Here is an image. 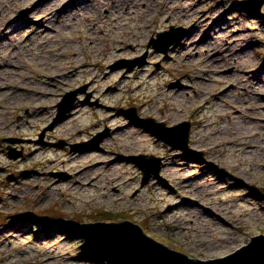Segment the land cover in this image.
<instances>
[{
	"label": "rangeland",
	"instance_id": "374dc122",
	"mask_svg": "<svg viewBox=\"0 0 264 264\" xmlns=\"http://www.w3.org/2000/svg\"><path fill=\"white\" fill-rule=\"evenodd\" d=\"M66 1L72 0L53 5ZM244 1L106 0V7L65 30L51 20L56 32L47 37L39 11L0 0L7 14L27 15L17 41L0 44V86L15 88L6 95L0 89V103L9 105L0 116V264H43L51 256L56 259L47 264H95L84 260V240L71 232L83 223L128 220L199 260L228 256L264 235V91L258 92L264 82V6L258 16L242 7ZM136 15H148L150 27L137 52L85 71L115 38L138 31ZM116 18L123 20L118 31L110 27ZM94 20L106 27H94ZM173 29H184L185 36L168 53L150 45ZM114 50L119 54L121 46ZM12 66L24 75L9 74ZM141 69L140 79L124 80L125 72ZM21 82L47 93L18 92ZM74 91L72 111L56 122L60 104ZM134 108L136 121L129 116ZM149 118L169 127L189 122V146L204 153V161L159 140L142 123ZM232 120L244 128L249 122L252 135L258 134L253 154L228 145ZM139 156L162 160L159 177L143 183L144 172L132 160ZM185 162L194 195L182 189V180L174 181L181 175L172 168ZM173 207L179 209L168 213Z\"/></svg>",
	"mask_w": 264,
	"mask_h": 264
},
{
	"label": "water",
	"instance_id": "95a60500",
	"mask_svg": "<svg viewBox=\"0 0 264 264\" xmlns=\"http://www.w3.org/2000/svg\"><path fill=\"white\" fill-rule=\"evenodd\" d=\"M264 0H245L242 7L251 13L260 16ZM183 31L180 36L175 34ZM185 34L184 29L165 32L159 39H153L150 45L168 53L171 47L178 44ZM145 59V58H144ZM143 59V60H144ZM142 65V64H141ZM78 91L68 93L65 101L60 104V112L56 122L63 119L72 111L77 102ZM136 108L129 110V116L138 120ZM150 130L154 131L159 140L164 141L175 149L187 152L190 156H198L204 161V153L195 152L189 146V122L169 127L152 118L142 121ZM44 137V136H43ZM42 137V138H43ZM144 172L143 183L152 177H159L162 169V160L147 156L132 158ZM76 232L84 240L81 252L84 260L95 264H264V235L254 237L252 241L236 252L217 259L199 260L188 256L184 251L170 247L148 236L141 226L131 222H96L77 224L71 232Z\"/></svg>",
	"mask_w": 264,
	"mask_h": 264
},
{
	"label": "bare ground",
	"instance_id": "6f19581e",
	"mask_svg": "<svg viewBox=\"0 0 264 264\" xmlns=\"http://www.w3.org/2000/svg\"><path fill=\"white\" fill-rule=\"evenodd\" d=\"M12 4H16L21 2V4L19 5H30L32 6V10L33 11H39V15H42L41 21L44 22V24H42V28H43V33L42 36L47 35V37L56 32L55 28L52 27L51 25H49L48 23L55 19L57 21V23L59 24L60 28L62 30H65L68 27H71L73 25H75V23L83 16L92 14L93 12H96L98 10V7H106V0H72V1H66V2H59V5L54 6L53 4L58 2L59 0H11ZM50 4L53 5V9H49ZM1 6H3V10L0 11V44L5 41L7 42L8 39H10V42L15 43L17 40V36L19 35V32L22 28L23 22L26 20L27 15L25 14H20L17 16H14L13 14H15L17 11L15 10H11L9 9V14H7L4 9L8 8V6L4 3L1 2L0 3V10H1ZM130 10V8H126V11L128 12ZM149 12V10H148ZM127 16H130L131 14L128 12L126 14ZM137 17V15H136ZM79 18V19H78ZM139 24L138 26H136V29H138V31L132 33V35H126L125 39L120 40V39H114V44L112 48L106 49L104 51V56L102 58H96V59H91L89 64H85L83 66V69L85 71L88 72H92L93 70H96L98 68H102L104 67V65L106 64V61H108L109 59H118L120 57H126L129 56L135 52H137V49L140 48V43L138 40H140L142 38V36L144 35V33L146 31H148V29H150L149 27V21H148V15H144L142 17H137ZM123 21V20H122ZM119 18L113 19L111 20V25L110 27L113 30L118 31L121 28V22ZM103 22L102 21H95L94 20V27H98L101 26ZM48 24V25H46ZM108 26V25H107ZM126 27L130 28L129 24H125ZM101 27H106V25L101 26ZM112 33V31H110ZM103 34L104 31H103ZM195 34L193 33L190 37L189 40L191 42V45L194 46V41L195 40ZM107 37V35H106ZM139 38V39H138ZM95 42L93 41L92 44H94ZM116 46H121V50L119 51V54L115 55L113 53L114 48ZM219 54V53H218ZM75 58L77 59L78 55L74 54ZM219 56L221 57L222 55L219 54ZM229 61L235 60V56L230 55L228 57ZM1 66V64H0ZM9 71L11 73L12 76L13 75H17L19 77V75H24V69L22 67L19 66H12L9 67ZM58 71H63L62 69H57ZM3 71H6V69H4ZM242 71L243 74H253L252 72L249 71H245V70H240ZM260 72L264 75V69L260 70ZM118 72H113L111 73L112 76L118 75ZM145 74V70L141 69L138 70V72H125V74L123 75V78L125 81L127 80H131V79H140V77H143ZM197 80L200 81L202 80L200 77H197ZM124 81V83H125ZM52 82L55 84L57 83V81L52 80ZM62 81L59 82V85H62ZM263 85H261L258 89V92H262L264 91V82H261ZM263 86V87H262ZM13 87V86H12ZM10 86H4L3 88L0 89L3 93V95L11 90H15V88H12ZM190 88V86L188 87ZM18 90V92H26V93H31V94H35V95H40V94H46L47 92L43 90V87H36L34 85L25 83V82H21L19 84V86H17L16 88ZM184 88H181L180 91H178L176 93V96H180L183 92ZM256 90V88H255ZM121 92L120 90L117 91V93ZM6 95V94H5ZM8 103L7 101H3V104L0 103V116L4 115L5 113H7L8 111ZM176 107V106H175ZM112 109V108H110ZM79 112L75 113V117L78 116ZM42 113H39L38 111H36V115H40L43 116ZM242 114V113H240ZM35 115V116H36ZM29 117H32V114L29 115ZM34 117V114H33ZM178 118H176L174 121H178ZM249 120V119H248ZM254 121V120H253ZM251 120V122H253ZM249 122L245 123V128L242 126V123L237 122V121H233L232 120V129L228 130L229 132H231L230 135V139L228 140V145L231 147H240L242 148L241 153L244 156H248L249 154H253L257 149H259L255 144H254V140L256 137H258V134H256L255 136L252 135V133H254V130L251 129L248 124ZM138 131V130H137ZM244 140L245 143H241ZM252 141V145L250 146L248 145L250 143V141ZM135 146H138V144L136 143ZM261 147H264V142H262L260 144ZM40 150V148H39ZM262 152L264 153V149H261ZM189 164H187L186 162L183 164H178L176 166H174L172 169L176 170V173L178 174V176L181 175L180 177H176L174 179V181H178L179 180L184 184L183 188L187 195H194L195 194V190L192 187L191 184V179L189 177H185V174H187L188 171H190L191 169H189ZM215 170V169H214ZM251 172H255V170H251ZM111 182L113 183H120L121 181L119 179H114L113 177H111ZM132 179L127 180L126 182L124 181V183H129L132 184ZM165 187L167 189H170L168 184H165ZM172 193H175L174 190L171 191ZM212 195H208V197H211ZM148 208V207H146ZM179 208L177 207H173L171 208L168 213L173 214L175 211H177ZM217 219L223 223H226V220L222 217H218ZM230 225V224H227ZM185 231V229H183ZM176 231H180L179 228L176 229ZM1 234V233H0ZM215 243H210V242H204L203 246H206L208 248H212L214 247ZM63 255V254H62ZM61 255V256H62ZM56 256H51L49 257L47 260H45L43 262L44 263H49V262H53L55 261Z\"/></svg>",
	"mask_w": 264,
	"mask_h": 264
},
{
	"label": "trees",
	"instance_id": "16d2710c",
	"mask_svg": "<svg viewBox=\"0 0 264 264\" xmlns=\"http://www.w3.org/2000/svg\"><path fill=\"white\" fill-rule=\"evenodd\" d=\"M36 216H37V215H36ZM27 217H29V218H33V217H35V215H33V214H27ZM40 217H43V216L41 215ZM42 220H43V218H42Z\"/></svg>",
	"mask_w": 264,
	"mask_h": 264
}]
</instances>
